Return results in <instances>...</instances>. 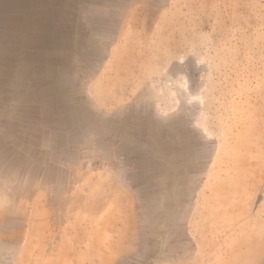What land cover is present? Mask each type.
<instances>
[{"label":"rangeland","instance_id":"obj_1","mask_svg":"<svg viewBox=\"0 0 264 264\" xmlns=\"http://www.w3.org/2000/svg\"><path fill=\"white\" fill-rule=\"evenodd\" d=\"M0 264H264V0H0Z\"/></svg>","mask_w":264,"mask_h":264},{"label":"clouds","instance_id":"obj_2","mask_svg":"<svg viewBox=\"0 0 264 264\" xmlns=\"http://www.w3.org/2000/svg\"><path fill=\"white\" fill-rule=\"evenodd\" d=\"M189 54H195L192 49H190ZM186 55L181 54L174 59L178 62L184 63ZM206 56H200L196 60L197 66L202 65L206 62ZM171 61H169L163 68L159 70V75L153 74L156 80L152 84V100L151 103L156 109L164 108L168 104L173 110L177 109L181 104L192 105L193 103H199L203 105L205 103V97L203 95L205 90H201L200 94L192 95L189 91L190 81L184 74L178 75L175 79L167 78L163 81V77L167 75L168 67ZM181 93L184 94L185 99L182 101L180 99Z\"/></svg>","mask_w":264,"mask_h":264},{"label":"bare ground","instance_id":"obj_3","mask_svg":"<svg viewBox=\"0 0 264 264\" xmlns=\"http://www.w3.org/2000/svg\"><path fill=\"white\" fill-rule=\"evenodd\" d=\"M35 0H23V7L26 6L27 8H31L33 6ZM56 2V1H55ZM41 3V2H40ZM47 4V3H46ZM55 4V3H54ZM60 4V3H59ZM10 5V3H9ZM20 5V4H19ZM56 5V4H55ZM58 6V5H57ZM17 7V6H15ZM19 7V6H18ZM17 7V8H18ZM45 8V7H43ZM67 8V7H66ZM13 9V8H12ZM19 10V8H18ZM34 10V9H33ZM12 10H10L9 12H11ZM55 11V10H54ZM8 12V10H7ZM26 12V11H24ZM55 13V12H54ZM8 16L3 17V19H5V30H6V40L8 41V43L5 45V53L7 55V61L11 62V63H18L19 64V72H22V69L24 66H26L28 68V71H30V66L33 63V61L35 60V53L33 52H27L29 49H32V47H30V44H25L24 47H26V52L24 51V49H20V47H23L22 42H24L26 40V38L23 36L22 32L24 31L25 27L28 25H33L34 23L30 22L29 20V16H26L23 14H21L19 11H16L15 14H10L8 13ZM64 14V13H63ZM62 14V15H63ZM2 18V17H1ZM37 18V16H36ZM48 18V17H46ZM64 18V17H63ZM56 20V19H55ZM66 20V19H65ZM40 22V21H39ZM46 22V21H45ZM62 23V22H61ZM35 24H38L37 22ZM36 26V25H35ZM54 26V25H53ZM38 29V28H37ZM30 30H32L30 28ZM35 30V29H34ZM33 31V30H32ZM53 37L52 40H50V42L54 43V41H56L57 35H58V29L56 27V29H53ZM25 32H28V30L26 29ZM49 35V34H48ZM4 37V39H5ZM30 37V35H29ZM34 37V36H33ZM50 37V36H48ZM40 39V38H39ZM42 39V38H41ZM48 39V38H47ZM67 39V38H66ZM70 39V38H69ZM6 41V42H7ZM42 41V40H41ZM66 41V40H65ZM64 40H61L62 43H60L63 47L67 46V43ZM42 43V42H41ZM24 44V43H23ZM56 46L59 47V45L57 44ZM23 47V48H24ZM60 50V48H58ZM50 50V49H49ZM75 50V49H72ZM62 51V50H61ZM66 52V51H65ZM3 54V53H2ZM64 54V53H63ZM65 55V54H64ZM66 57V56H65ZM55 58V57H54ZM59 62V61H57ZM55 64V63H54ZM15 66V64H14ZM16 67V66H15ZM48 67V66H47ZM53 67V66H52ZM49 68V67H48ZM47 68V69H48ZM51 68V67H50ZM45 69V70H47ZM16 69H14L15 71ZM37 70V69H36ZM38 71V70H37ZM32 72V71H31ZM35 73V71L33 72V74ZM56 73V72H55ZM36 74V73H35ZM33 82V81H32Z\"/></svg>","mask_w":264,"mask_h":264}]
</instances>
